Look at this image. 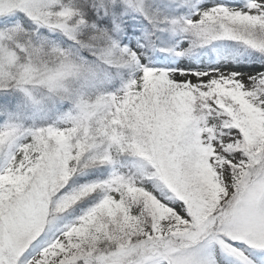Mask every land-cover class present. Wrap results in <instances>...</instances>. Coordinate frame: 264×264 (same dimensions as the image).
I'll return each instance as SVG.
<instances>
[{"label": "snow or ice", "instance_id": "snow-or-ice-1", "mask_svg": "<svg viewBox=\"0 0 264 264\" xmlns=\"http://www.w3.org/2000/svg\"><path fill=\"white\" fill-rule=\"evenodd\" d=\"M0 264H264V0H0Z\"/></svg>", "mask_w": 264, "mask_h": 264}]
</instances>
